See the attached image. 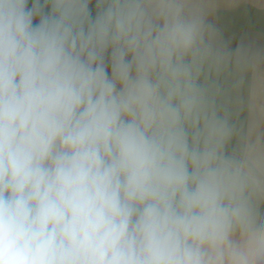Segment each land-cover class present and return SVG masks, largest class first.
I'll list each match as a JSON object with an SVG mask.
<instances>
[{
  "label": "clouds",
  "instance_id": "obj_1",
  "mask_svg": "<svg viewBox=\"0 0 264 264\" xmlns=\"http://www.w3.org/2000/svg\"><path fill=\"white\" fill-rule=\"evenodd\" d=\"M217 7L0 0V264H264V133L229 149L219 87L264 49Z\"/></svg>",
  "mask_w": 264,
  "mask_h": 264
},
{
  "label": "crops",
  "instance_id": "obj_2",
  "mask_svg": "<svg viewBox=\"0 0 264 264\" xmlns=\"http://www.w3.org/2000/svg\"><path fill=\"white\" fill-rule=\"evenodd\" d=\"M217 3L210 19L225 39L233 45L243 40L264 49V0H217ZM219 87L221 102L239 128L229 149L238 143L242 150L245 137L264 133V62L247 68L230 67L219 77Z\"/></svg>",
  "mask_w": 264,
  "mask_h": 264
},
{
  "label": "rangeland",
  "instance_id": "obj_3",
  "mask_svg": "<svg viewBox=\"0 0 264 264\" xmlns=\"http://www.w3.org/2000/svg\"><path fill=\"white\" fill-rule=\"evenodd\" d=\"M240 1H242V0H240ZM243 1H245V0H243ZM233 68H236V66H232ZM238 130H239V128H238ZM240 137V136H239ZM238 140H239V138H238ZM239 146V144L238 143H236L235 144V147L237 148V149H241L240 147H238Z\"/></svg>",
  "mask_w": 264,
  "mask_h": 264
}]
</instances>
